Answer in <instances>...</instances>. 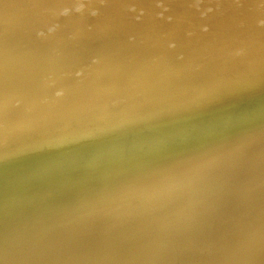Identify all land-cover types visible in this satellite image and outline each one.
I'll list each match as a JSON object with an SVG mask.
<instances>
[{"label":"water","instance_id":"obj_1","mask_svg":"<svg viewBox=\"0 0 264 264\" xmlns=\"http://www.w3.org/2000/svg\"><path fill=\"white\" fill-rule=\"evenodd\" d=\"M0 264H264V0H0Z\"/></svg>","mask_w":264,"mask_h":264}]
</instances>
